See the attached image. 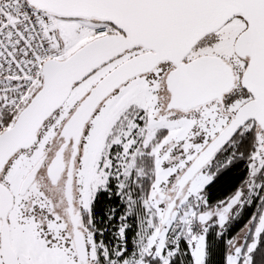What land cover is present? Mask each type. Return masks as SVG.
<instances>
[{
  "label": "snow or ice",
  "instance_id": "snow-or-ice-1",
  "mask_svg": "<svg viewBox=\"0 0 264 264\" xmlns=\"http://www.w3.org/2000/svg\"><path fill=\"white\" fill-rule=\"evenodd\" d=\"M0 264H264V0H0Z\"/></svg>",
  "mask_w": 264,
  "mask_h": 264
}]
</instances>
